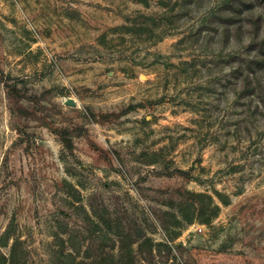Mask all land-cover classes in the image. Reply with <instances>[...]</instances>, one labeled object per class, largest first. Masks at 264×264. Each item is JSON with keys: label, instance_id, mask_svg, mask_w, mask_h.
<instances>
[{"label": "rangeland", "instance_id": "rangeland-1", "mask_svg": "<svg viewBox=\"0 0 264 264\" xmlns=\"http://www.w3.org/2000/svg\"><path fill=\"white\" fill-rule=\"evenodd\" d=\"M1 73L0 264H264V0H0Z\"/></svg>", "mask_w": 264, "mask_h": 264}, {"label": "trees", "instance_id": "trees-1", "mask_svg": "<svg viewBox=\"0 0 264 264\" xmlns=\"http://www.w3.org/2000/svg\"><path fill=\"white\" fill-rule=\"evenodd\" d=\"M0 81L5 85L6 94L13 104V110L17 112L18 116L23 118L28 116L31 118H37V113L31 112V110L23 104V100L28 98V91H25L23 87L19 86L20 80L16 78L12 79L10 76L6 77L1 73ZM169 242L171 243L173 241L169 240ZM166 245L168 246L169 254H171L173 252V247L168 244ZM78 264L81 263L78 262Z\"/></svg>", "mask_w": 264, "mask_h": 264}, {"label": "water", "instance_id": "water-1", "mask_svg": "<svg viewBox=\"0 0 264 264\" xmlns=\"http://www.w3.org/2000/svg\"><path fill=\"white\" fill-rule=\"evenodd\" d=\"M66 102L68 105H71V106L76 105V101L73 98H68Z\"/></svg>", "mask_w": 264, "mask_h": 264}, {"label": "built area", "instance_id": "built-area-1", "mask_svg": "<svg viewBox=\"0 0 264 264\" xmlns=\"http://www.w3.org/2000/svg\"><path fill=\"white\" fill-rule=\"evenodd\" d=\"M198 229H199L200 231H202V227H199Z\"/></svg>", "mask_w": 264, "mask_h": 264}]
</instances>
